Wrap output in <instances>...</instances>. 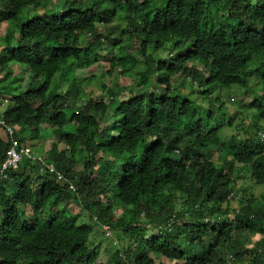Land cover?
<instances>
[{
  "label": "trees",
  "instance_id": "16d2710c",
  "mask_svg": "<svg viewBox=\"0 0 264 264\" xmlns=\"http://www.w3.org/2000/svg\"><path fill=\"white\" fill-rule=\"evenodd\" d=\"M0 46V119L20 143L27 127L31 145L42 125L62 136L0 177V264H210L223 242L222 264H264L242 240H264V193L232 186L237 163L264 184V128L224 139L215 95H252L264 117V0H0ZM94 66L117 78L96 99L76 78ZM11 144L0 125V164ZM94 230L111 242L100 263Z\"/></svg>",
  "mask_w": 264,
  "mask_h": 264
},
{
  "label": "rangeland",
  "instance_id": "374dc122",
  "mask_svg": "<svg viewBox=\"0 0 264 264\" xmlns=\"http://www.w3.org/2000/svg\"><path fill=\"white\" fill-rule=\"evenodd\" d=\"M1 47V46H0ZM3 48H0V51ZM101 70L100 71H98ZM14 70V77H17V82L19 83L18 85H21L22 88H25L27 84L29 83V80L31 79V74L30 72L26 71L23 67L20 69L18 66L13 67ZM106 72L105 69H100L96 66L90 68L88 71L82 72L79 71V73L76 75V78L79 81V84L82 89H84L87 94L92 97V98H97L101 94H106L107 88L112 87L114 85V82L117 80V78L113 77L111 79L97 76L98 73ZM188 79H186L184 76L180 77L178 82H179V88L182 91H186L187 89L182 86V84ZM133 81L130 79H127L126 82L122 85L118 86V91L120 92V96H124V94H128L127 91L131 89L133 85ZM193 91L195 90V97H199V93L197 91V85L194 84V88L192 89ZM152 89L146 90L145 95L147 98V103H150V94H151ZM238 92V94L236 93ZM254 92V91H253ZM252 92V93H253ZM155 93H157L155 91ZM215 95H217L219 98H222L225 102V108L227 109V114L225 115V120H226V126L222 130V137L228 141H230L229 138H231L232 135L236 134L238 138H244L249 136L252 132H256L257 128L255 129L256 125H260L261 127L264 128V117L261 116V112L257 111V109L254 108V101L251 98L252 95L249 97L245 95V93L240 92L238 90H235L233 93L230 90H222L220 92H216ZM96 101V100H95ZM65 109L67 108L68 104H64ZM3 111V109H1ZM76 110L73 111V114H75ZM259 112V113H258ZM257 117V118H256ZM256 118V119H255ZM105 126L104 123H101L100 129H102ZM41 133L39 136V140L37 142L33 141V144L31 145L30 142L31 139L29 138L30 133H31V128L27 127L25 130H21L19 135H24L26 138V141L24 144L27 143L29 145L30 150H34L35 153L40 156L41 158L45 159L47 156L46 150L51 148L52 142H56L58 139L59 141H62L60 137L62 136H56L54 132L59 131L57 127L53 126L52 124H46L41 126ZM64 131L67 133H73L76 131V125L74 123H69L68 125L65 126ZM62 133V132H61ZM261 131L257 132V134H260ZM60 148L64 149L65 145L63 143H60ZM222 150H215L214 154L212 156L213 160L216 162L218 166H222L221 160L219 159L220 154ZM70 156V153L68 154ZM89 155V154H88ZM227 154L224 153L223 157L227 159ZM242 165L238 164L236 165V169L234 171L233 177H232V186H234L236 189L240 190V192H243V189H248V191L255 195L259 196L262 193H264V184H261L262 182L260 180H257L255 177L253 178L252 175L250 174H245L240 170V167ZM83 166L79 165L78 170H81ZM26 173L28 174L29 177H33L32 173L27 170ZM32 183L34 186L37 185V178L34 176L32 178ZM234 205L237 206V204L234 203ZM66 209L69 208H74L75 211H81L83 207L79 205V202L74 200L73 202L67 204L64 206ZM152 218L154 215L151 213H141L140 218L145 219V217ZM84 217V216H83ZM165 216L160 217L162 221L165 220ZM195 232L196 229H193ZM190 237H192V233L188 234ZM94 239V245L99 246V251H100V257H99V263L101 261H105L108 258V253L106 252L105 248H110V240L103 239L102 236H100L97 232H93V237ZM105 238V237H104ZM242 240L244 242H247L251 246L253 250H263L264 249V240L260 238V236L257 235H245L242 237ZM115 241H118L117 234H114V237L112 239V244H114ZM119 243V241L117 242ZM189 245V243H187ZM227 248L226 243H221L217 251H215L210 259V264H222L220 259H224L225 255L223 256L221 254L225 253V249ZM242 253V252H240ZM239 259V258H238ZM236 259V261L238 260ZM226 264L227 263V258L224 261ZM170 264H174L171 262Z\"/></svg>",
  "mask_w": 264,
  "mask_h": 264
},
{
  "label": "built area",
  "instance_id": "2783aa9c",
  "mask_svg": "<svg viewBox=\"0 0 264 264\" xmlns=\"http://www.w3.org/2000/svg\"><path fill=\"white\" fill-rule=\"evenodd\" d=\"M0 125L1 127H3L4 132L7 134V139H9L10 142L12 143L7 150V155L5 160L0 164V177H6L7 171L11 169H17V167L25 157L29 158L30 160H35L38 157L35 156L27 146L23 145L22 143H20V141L17 138H15L14 128L9 126L5 122V120L0 119ZM38 159H40V161L43 162L41 158ZM50 171L56 173L54 167H51ZM105 230H108V234L110 233L108 227H105Z\"/></svg>",
  "mask_w": 264,
  "mask_h": 264
},
{
  "label": "clouds",
  "instance_id": "9594fccd",
  "mask_svg": "<svg viewBox=\"0 0 264 264\" xmlns=\"http://www.w3.org/2000/svg\"><path fill=\"white\" fill-rule=\"evenodd\" d=\"M14 130H15V129H14ZM261 137H264V135H261ZM15 138H16V130H15ZM21 143H22V142H21ZM22 144L25 145V146H27V147H29V145H27V144H24V143H22ZM31 151H32L33 154L35 155V152H34L33 150H31ZM51 167H54V166L51 165L50 168H51ZM55 170H56V169H55ZM56 173H57V175H56V176H57V182H58V183H62V184L65 183L66 181L64 180V176H63V174H62L60 171H57V170H56ZM56 173H55V174H56ZM58 173H59V174H58ZM59 175H60V176H59ZM69 189L72 190L73 192L76 190L74 183H71V182L69 183Z\"/></svg>",
  "mask_w": 264,
  "mask_h": 264
}]
</instances>
